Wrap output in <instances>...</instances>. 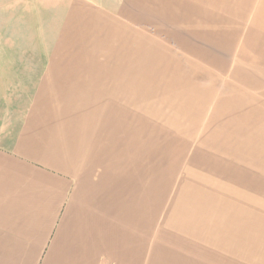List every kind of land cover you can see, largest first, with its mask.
I'll use <instances>...</instances> for the list:
<instances>
[{
    "label": "rangeland",
    "instance_id": "374dc122",
    "mask_svg": "<svg viewBox=\"0 0 264 264\" xmlns=\"http://www.w3.org/2000/svg\"><path fill=\"white\" fill-rule=\"evenodd\" d=\"M61 5L51 53L120 75L89 172L130 173L137 211L146 187L152 264H264V0L169 2L152 21L124 8L98 26L110 2Z\"/></svg>",
    "mask_w": 264,
    "mask_h": 264
},
{
    "label": "crops",
    "instance_id": "0c3cea01",
    "mask_svg": "<svg viewBox=\"0 0 264 264\" xmlns=\"http://www.w3.org/2000/svg\"><path fill=\"white\" fill-rule=\"evenodd\" d=\"M56 1L72 0H0V264H152L146 187L137 211L130 173L89 172L97 102L119 91L120 75L104 59L51 53L41 35L62 32L70 15ZM80 1L111 3L95 9L98 26L124 8L152 21L169 2L198 0Z\"/></svg>",
    "mask_w": 264,
    "mask_h": 264
}]
</instances>
